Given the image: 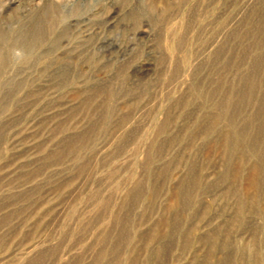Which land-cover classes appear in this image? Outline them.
Masks as SVG:
<instances>
[{
  "label": "rangeland",
  "instance_id": "obj_1",
  "mask_svg": "<svg viewBox=\"0 0 264 264\" xmlns=\"http://www.w3.org/2000/svg\"><path fill=\"white\" fill-rule=\"evenodd\" d=\"M0 31V264H264V0H0Z\"/></svg>",
  "mask_w": 264,
  "mask_h": 264
},
{
  "label": "bare ground",
  "instance_id": "obj_2",
  "mask_svg": "<svg viewBox=\"0 0 264 264\" xmlns=\"http://www.w3.org/2000/svg\"><path fill=\"white\" fill-rule=\"evenodd\" d=\"M133 18V17H132ZM134 21V20H133ZM6 34H3L1 31H0V44L2 43V42H4V41H6L7 39H9V41L11 40L12 41V43L11 44H16V43H19V41L21 42V43H23V36L21 35V33H19L18 35L17 34H9V35H7L6 37ZM36 39H37V36L35 35V36H33L32 37V40L31 41H27V44H26V47L27 48H29V47H31L32 45H34L35 44V41H36ZM35 40V41H34ZM6 57H7V54L3 51V49H2V47L0 46V65H1V63H2V61H4L5 59H6ZM222 106V103H221V101H219L218 103H216L215 104V107H217V108H219V107H221ZM262 118V119H259V118ZM259 119L260 120V123L257 125V128H256V136L255 137H253L252 139H250L249 141H248V145H247V148L249 149V150H255V148L257 147V143H258V140H260V138H261V136H262V134H264V94H263V96L261 97V99H260V102H259V104H258V108H257V110L254 112V114L249 118V119ZM249 123V120H247L246 122H245V125H244V129H242V130H234L233 131V137H234V139H230L229 140V142L227 141L228 140V138H227V136L225 135V134H223V138L222 139H224L223 141V143L224 144H226V142L228 143V144H226V146H227V148L228 149H233V148H236L237 147V145H238V142L241 140V139H243V136H244V131L246 130V128H248V124ZM264 150V149H263ZM260 151L259 153H258V155H260V157L261 156H263L264 155V151ZM251 170H252V175H255V173H254V170H258V167H257V165L256 164H253V166H251ZM251 181H253V184L255 185V184H257V178L255 177V176H252L251 177ZM181 193H182V191H181ZM177 194V193H176ZM180 194V193H179ZM255 198V197H254ZM215 236V235H214ZM214 239L215 238H213L212 239V243H211V247L212 248H216V243L214 242ZM225 242V241H224ZM226 244V243H225ZM210 255V254H209ZM210 256H208V258H209ZM205 264H211L210 262H208L207 261V263H205Z\"/></svg>",
  "mask_w": 264,
  "mask_h": 264
}]
</instances>
